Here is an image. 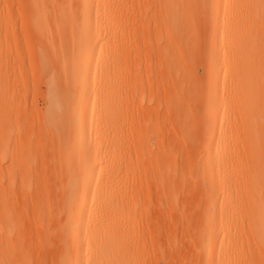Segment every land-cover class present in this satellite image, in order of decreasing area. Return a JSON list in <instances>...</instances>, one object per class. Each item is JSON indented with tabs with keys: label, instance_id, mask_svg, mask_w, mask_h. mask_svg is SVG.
Here are the masks:
<instances>
[{
	"label": "bare ground",
	"instance_id": "6f19581e",
	"mask_svg": "<svg viewBox=\"0 0 264 264\" xmlns=\"http://www.w3.org/2000/svg\"><path fill=\"white\" fill-rule=\"evenodd\" d=\"M22 1L23 0H21V2ZM160 1L161 4L158 3L161 5L162 9H164L165 14L168 13L166 14L168 19L170 18V20L174 21L173 19L178 15L177 12L180 9L181 1ZM24 2H26V5ZM190 2L193 3L191 0ZM123 3L122 0H24L22 2V6L25 5L26 9L28 7L30 10L28 19L37 24V26L51 23L52 21L70 25L73 23L79 24L80 29L78 35L69 28L63 31L66 33L68 30L67 34L69 36L66 35L67 38L70 36L73 40L81 38L84 40V43L77 48H72L65 62L66 68L74 69L73 77L75 82L78 83V89L76 91L77 98H74V103L68 106L67 98H64L66 95L69 96L68 94L63 97V95L59 94L52 86L49 90V108L47 116L49 120L52 118L66 119L67 125L62 127L60 132L67 134L69 147L66 150L64 158L67 163L71 165L68 166L67 164L65 166V172L62 173L65 174L64 179L58 182L53 181V185L47 183L51 185V188L46 185L44 181L33 183L9 181L6 186L0 184V264H31L28 258L30 257L31 251H28V249L31 246H28L25 241V231L27 229L23 221V218H26L27 215V218L31 215L34 228L39 231L42 235V240L44 239L45 241L42 247L46 253L49 252L48 254L51 255V261H48V264H152L142 257L143 254L147 252L148 239L150 238L147 236V231L148 233L150 231L149 226L145 224L148 222H145L147 216L143 218L144 214H146L145 208L147 209V207H144L141 202V199H143L142 187L147 183V174L152 168H156V174L152 177L153 184L161 188L169 187L173 190L172 187H177L183 183L182 180L184 177L182 179V174L180 171H177L178 168L176 169V165L173 166L174 168L170 166L176 162V156L171 149L157 148V150H153L151 148L142 147L141 144V147H139L137 143H133V146L128 145L123 137L125 134H121V127V131H119L120 122H122V120L119 121V114L121 113H119L118 93L120 92L119 88L121 86L119 85L120 77L122 76L119 74L120 67H118V55H120L119 45L122 44V42L119 44L120 40H122V37L120 38L122 33L120 34L119 31L121 29L120 27H122L120 8L123 7ZM191 3H189V6L185 4V2L183 3L188 7H186L187 16L191 14V12L188 11L192 9L191 6L193 7L195 6L194 4H198L197 2ZM144 5L145 4H143V6ZM203 5L205 4L203 3ZM216 5L217 4H215V6L212 5L215 8V14L213 15L214 21L212 22L213 26L207 24L214 28L212 29L213 33L210 32V27H208L209 31H207L208 34L210 33L209 37L204 32L208 40L211 38L208 45L210 47L211 43L212 47L209 49L207 48L208 52L199 48V51L208 53L206 54V56L208 55L206 58L208 60L210 59V62L208 61L209 64L206 63L208 72L206 68L205 71L209 79H206L205 83L209 80L208 82H210L211 87L208 88L206 85L205 87L208 89H204L205 91L209 90L208 94H206L207 91H204L205 100L207 95H209V98L207 96V104L205 103L207 115L203 114V116L204 118L207 117L206 119L211 122L209 127H207L208 131L207 129L203 130L204 133L205 131L208 133V135L205 133L207 135L206 138H208L206 139L204 137L203 143H205V147H202L198 156V160L203 161L206 167V170L203 171L201 175V179L199 177V172L197 175V180L199 178V180L203 182L205 188V211L201 216L200 225L198 224L199 227L196 232V238L192 240L196 241V246L204 259V262L201 264H223V260L236 259L239 252H241L245 260L254 264H264V146L260 145L261 143L259 144L260 140H262L261 137L263 134L261 133H264V127L263 124L257 122V115H259L262 107H264V83L262 84V81L259 83L257 80V76L259 75L256 73V69L262 64V61H264V0H222L220 5ZM198 6L196 5V7ZM198 8L200 9V7ZM198 8L195 9L197 10ZM258 10L261 11V16L263 17L262 26L260 25L262 19H259L260 23H258V20L257 23L255 21L256 14L260 13ZM160 11L162 14L161 9ZM209 12H211V10ZM138 13L140 14V12ZM198 13H200V10H198ZM198 13L195 16L196 18ZM181 15H179V17H181ZM210 15L212 14L210 13ZM182 16H184L182 19L187 17L184 14ZM124 17L125 16H123V18ZM134 18L135 17H133V19ZM188 19L190 21L192 20L189 16ZM209 19L210 20H206V22L212 21L211 17ZM177 20L179 21L180 18H177ZM177 20L174 22L177 23ZM199 21L200 20H198V22ZM96 24L107 25L109 36H113V47L105 51L108 60L112 57L108 61V64H106V68L110 69L111 64L109 62H112L115 72V118L112 138L108 139L111 151L110 157H106L105 153L101 150L102 145L99 144L101 141V139H99L100 137H95V140L92 141V133L88 128V123L92 121L93 103L87 102L88 98L85 97V93L87 91L89 79L97 72L96 57L98 55L94 56L93 46L96 41ZM160 26H158V28ZM184 26L186 28L185 24ZM36 28L37 31H42L38 27ZM169 29L170 28L165 30ZM171 30L174 32V28L172 29L171 27ZM191 30L190 32H193ZM202 31H204V29H202ZM61 33L63 32L59 34ZM175 34L176 32L173 33V38ZM177 35L174 40L177 38L181 40V33L179 35L180 38ZM195 35L196 34H194V36ZM169 36L170 35H168V38H170ZM192 37L191 35V38ZM198 37H202V34ZM186 38L187 37H185V39ZM198 39L201 40L200 38H196L195 41L197 42ZM187 40L189 41V39ZM191 40H193V38ZM186 44L188 45V43ZM132 46H129V48ZM177 46H179V44H177ZM190 46L189 48L187 46V50L190 51L189 57L193 52ZM195 46L193 44V48H195ZM202 46H204V44ZM126 48L128 49V47ZM179 49L180 48L176 50ZM210 50L211 52H209ZM134 53L132 54L134 55ZM164 53L166 54V52ZM165 56L166 55H164V57ZM201 56L202 54H200V57ZM170 57L172 56L169 54L168 59ZM200 57L198 58L200 59ZM176 58H178V56ZM202 60H204V58ZM194 63L189 66L191 67V72L193 68L195 69V67H193ZM186 64L188 65V63ZM196 64L199 65L200 62ZM196 64L195 66H197ZM172 65L173 64H171V66ZM199 66L201 67V65ZM166 67L169 68V66ZM75 68H77V70H75ZM170 70H172V68ZM202 73L205 74L204 72ZM177 79L180 80L179 78ZM140 94H142V92ZM203 101L204 100H202V102ZM198 103L195 102L197 105ZM187 105L186 103L185 106L188 108ZM109 111V109L105 110L106 113ZM169 113L171 114V112ZM203 113H205V111H203ZM262 115L264 114L262 113ZM167 118L168 117H166V119ZM259 120L262 121V119ZM167 121L168 120H166V122ZM188 121H191V118ZM193 123V125H195V121ZM175 126L174 129L179 132V128H175ZM130 131L132 130L130 129ZM196 132L194 131V133ZM203 132L201 129V133ZM197 136H199V134ZM163 144H165V142ZM97 159L101 162L96 164ZM77 161L82 163L79 167V171L72 168ZM194 165H196L197 169L200 167L199 162ZM107 167H109V171L106 175L101 177L95 175V173L98 175ZM93 174L95 177H93ZM166 195L168 197L166 196L165 207L163 205L164 211L167 206L168 209L177 211V199L175 197L172 198L170 193H166ZM161 196H163V194ZM28 205L31 206V211L29 208L26 211V206L28 207ZM20 206L23 210L25 208V211L20 209ZM158 208V210L161 211L160 207ZM28 211L31 212L30 215L27 213ZM170 216L171 215L168 217ZM143 226H147L148 230L144 229ZM195 231L196 230H194V232L192 231V235H194L193 233H195ZM189 232H191V230ZM149 235L153 236V233L150 231ZM30 238H32V236ZM191 243L193 244L192 241ZM37 244L38 241L37 243L35 242L36 246ZM53 244H56L58 247L55 253L51 249ZM216 248H218L219 254H215Z\"/></svg>",
	"mask_w": 264,
	"mask_h": 264
},
{
	"label": "rangeland",
	"instance_id": "374dc122",
	"mask_svg": "<svg viewBox=\"0 0 264 264\" xmlns=\"http://www.w3.org/2000/svg\"><path fill=\"white\" fill-rule=\"evenodd\" d=\"M122 1L124 2L122 5L123 7L120 8L122 27H120L121 29L119 31L120 34L122 33L120 35V38L122 37V40H120L119 44L121 42L122 44L119 45L120 55H118V61L120 63H118V67H120L119 74L122 77H120L119 86L121 87L119 88L120 92L118 91L119 96L117 94L119 103L118 106L120 111L119 113H121L119 114V121L122 120V122H120L121 124L119 123V131L122 130L121 134H125L123 137L125 138V142H127L128 145L133 146V143H137L139 147H141L142 145V147L151 148L153 150H157V148L171 149L176 156V162L170 166L174 168L173 166L176 165V169L178 168L177 171H180L182 174V179L184 177V179L182 180L183 183L178 185L177 187H172L173 190H171V188L169 187H165V189L153 184L154 182L152 177L156 174V168H152L150 172H148L146 179L147 183L142 187L143 199H141V202L143 203L144 207H147V209L145 208L146 214H144L143 218L147 216L145 218V220L147 219L145 222L148 221V224H145L149 226V229L151 233H153V236H150L152 234L149 235L150 231L149 233L147 231V236H149L150 238L148 239L147 252H145L142 257L152 264H201L202 262H204V259L202 258L198 247L196 246V241L194 240V243L192 239L196 238V232L200 225L199 222L202 214L205 211V188L203 182L199 180V178L197 180V175L199 172V177L201 179L203 171L206 170L205 163L203 161H199L198 156L201 152L202 147H205V143H203L204 137L206 138V136L208 135V133L205 131V133H207L206 135L203 130L207 129L211 122L206 119L207 117L204 118L203 116V114L207 115V107L205 108V103L209 98V95H207L208 98L206 96L205 100L204 89H208L209 87H211L210 82H208L209 80H207L208 84L205 83L206 79H209V76H207L208 68H206V63L209 64L210 62V59L208 60L206 58L208 57V55L206 56V54L208 53L205 52H208L207 50L212 47L211 43L210 47L208 45V42L209 40H211V38H209V40L207 39L210 35V33L208 34L207 31L210 30V32L213 33L212 29H214L207 24L213 26V15L215 14V8L213 6H215V4L220 5L222 0H191L193 1V3H198L194 4L195 6L193 7L191 6L192 9L188 10L191 12V14L188 15L189 18L192 19L191 21L188 19V13L186 11L187 5L189 6V3H191L190 0H177L179 2L181 1L179 7L180 9L177 12L178 15L173 20L176 21L177 18H180L179 21L177 20L178 24L170 20V18L168 19V17L166 16V14L168 13L165 14L164 9H162L160 5V0H132L134 3L131 0ZM22 2L21 0H0V184L6 186L7 182L9 181H24L25 183L44 181L46 182V185H53V181L58 182L64 179L65 174L62 173L65 172L64 168L68 164L64 158V155L69 146L67 141V134L60 132V129L67 125L66 119L52 118L51 120H49L47 116V111L49 108V90L52 86L59 94H62L63 97L68 94L69 96L66 95V97H64L67 98L66 100L68 106H71L72 103H74V98H77L76 91L78 89V83L75 82L73 77L74 69L66 68L67 66L65 62L67 61L72 48H77L78 46L83 45L84 40H82L81 38L73 40L71 36L67 38V36H69L67 34L68 30L66 33L65 31L68 28L72 29L78 35L80 25L76 23L70 25L64 23H55L54 21H52L51 23L37 26V24L31 22L28 19L30 10L28 7L26 9V2H24L25 5L23 6ZM184 2L185 4H187L186 6L185 4H183ZM203 3L205 5H203ZM143 4L145 5L143 6ZM196 5H199L198 7H200V9L196 7ZM195 8L198 9L196 10ZM160 9L162 10V14ZM198 10H200V13H198ZM210 10L211 12H209ZM132 12L137 13L133 14ZM138 12H140V14ZM258 12L260 13L256 14L255 21L257 23L258 20V23H260L259 19H262V23H260V25H263V17L261 16V11L258 10ZM197 13L199 18L198 16L197 18L195 17ZM210 13L212 15H210ZM181 14L187 16L185 18H187L188 20L185 18L182 19L184 16H182ZM179 15H181V17H179ZM200 15H202L203 18ZM123 16L125 17L123 18ZM208 16L209 18L211 17V22H206V20H210ZM133 17L135 18L133 19ZM198 20H200L201 22H198ZM201 23L206 24L207 28L206 25H202ZM184 24L186 25V28ZM158 26L160 27L158 28ZM163 26L166 27L164 28ZM36 27H38L42 31H37ZM171 27L172 29L174 28V32H176L175 36L177 35V33V36H179L181 33V40H178V38L174 40L175 36L173 38L172 35L174 32L173 30H171ZM208 27H210L209 30ZM96 28V41L94 42L95 44L93 46L94 56L98 55L96 57L97 72L96 74L91 76V79H89L87 83V91L85 93V97L88 98L87 102L93 103L92 121L88 123V128L92 133V141L95 140V137H100L99 139H101V141L99 144L102 145L101 150L105 153L106 157H110L111 151L109 148L110 146L108 139L112 138L115 118V72L112 62H109L111 64L110 69L106 68V64H108V61L112 57L108 60L105 51L113 47V36H109L107 32V25L96 24ZM168 28L170 29L165 30ZM64 29L65 31H63ZM202 29H204V31H202ZM190 30L193 32H190ZM60 32L63 33L59 34ZM204 32L208 35V37H206L207 35ZM194 34L198 36H201L202 34V37L204 35L205 36L202 38L195 35V37ZM168 35H170V38H168ZM191 35L193 36V40L194 37L195 40L196 38H200L201 40L198 39L197 42L195 40L193 41L191 40ZM185 37L187 38L185 39ZM187 39H189V41ZM186 43H188V45ZM177 44H179V46H177ZM193 44L194 46L196 45L195 48H193ZM203 44L204 46H202ZM186 45L188 46V48L190 45H192L190 46V49H193V52L195 51L194 54L193 52L191 53L190 57V51L187 50L188 48ZM129 46L132 47L129 48ZM164 46L167 48H165ZM126 47H128V49ZM181 47L184 49H182ZM178 48H180L179 50L181 52L179 50H176ZM199 48L201 50H204L205 52L199 51ZM164 52H166V54ZM198 52L202 54V58L200 57V54ZM209 52H211V50ZM132 53H134V55ZM163 54L166 55L165 57L167 59L169 57V54L172 57L167 60ZM196 55L200 57V59ZM177 56L179 59L176 58ZM203 58L204 60H202ZM193 61L196 63L200 62L199 65H201L202 68ZM185 62L188 63V65ZM170 63L173 65L171 66ZM193 63V67H195V69L193 68L194 70L192 69L191 72V67L189 66L190 64L193 65ZM195 64L197 66H195ZM166 66H169V68ZM171 68L172 70H170ZM205 68L207 72L205 71ZM257 69L256 73L260 76H257V80L259 81V83L260 81H262L263 84L264 61H262V64H260ZM75 70H77V68H75ZM193 71L194 73L196 72L195 74L197 75H195ZM202 72H204L205 74H203ZM177 78H179L180 80H178ZM206 85L208 88L205 87ZM172 87H174L175 89ZM180 87L185 93L181 91ZM141 92L142 94H140ZM208 92L209 90L206 92V94H208ZM200 94L202 98L204 96L203 99L201 98ZM195 95H197L198 97ZM202 100L204 101L202 102ZM195 102H199L200 105L199 103L198 105L195 104ZM186 103L188 104V108L185 106ZM106 109H109L110 111L106 113ZM203 111H205V113H203ZM169 112H171V114ZM262 113L264 114V107H262L259 113L260 116L257 115V122H259V124H263L264 127V115H262ZM166 117L168 118L166 119ZM187 118L188 120H190L191 118V121H188ZM259 119H262V121ZM166 120L168 121L166 122ZM194 121L195 125H193ZM148 122L152 123L149 124ZM158 122L162 123L159 124ZM174 126L175 128H179V132L174 129ZM130 129L133 131V133L132 131H130ZM158 129L161 131H159ZM201 129L203 133H201ZM194 131H197V134L194 133ZM125 132L127 133V135ZM168 132L170 135L168 134ZM191 132L193 133V135ZM198 134L199 136H197ZM202 134L205 136H203ZM261 134H263V136L261 137L262 140H260L259 144L261 143L260 145L264 146V133ZM164 142L165 144H163ZM100 162L101 161L99 159L96 160V164ZM198 162L200 163V167L197 169L196 165L194 164ZM70 165L71 164L69 163L68 166ZM81 165L82 163L77 161L76 164L72 166V168L79 171V167ZM108 171L109 167L104 168L98 175L95 173V175L101 177L106 175ZM95 175L93 174V177H95ZM187 179L189 182L187 181ZM48 186L51 188V185ZM166 193H170L172 198L175 197L177 199V211L168 209V206L165 208L166 212L164 211L163 205L165 207V202L167 199L166 196L168 195H166ZM160 194H163V196H161ZM158 207H160L161 211L158 210ZM28 208L31 211L30 205H28V207L26 206V211ZM20 209H22L21 206ZM23 211H25V208ZM30 211L27 212L29 213V215L31 213ZM167 211H169L170 213ZM169 215L171 216L168 217ZM27 217H24L23 221L25 222L24 225L27 229L25 231V241L27 242L28 246H31L28 249V251L31 250L29 255L30 257H28L30 259L29 262H31V264H41L42 261V264H48V261H51V255L48 254L49 252L46 253V251L42 247L45 241L44 239L42 240V235L39 233V231L34 228L31 215L29 218ZM26 219H28L29 221ZM147 226H143L144 229L148 230ZM190 230L191 232H189ZM194 230L196 231L195 233H193L194 235H192V231L194 232ZM30 234L32 238H30ZM34 241L36 243L38 241L37 246L35 245ZM191 241L193 242V244L191 243ZM51 249L55 253L58 247L56 244H53ZM217 253L219 254L218 248L215 249V254ZM223 264L254 263L245 260L241 255V252H239V255L236 259L234 258L232 260H223Z\"/></svg>",
	"mask_w": 264,
	"mask_h": 264
}]
</instances>
